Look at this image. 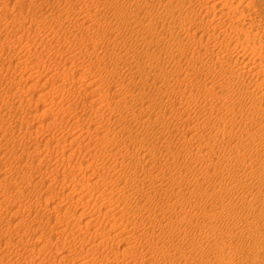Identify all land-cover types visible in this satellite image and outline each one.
<instances>
[{"label":"bare ground","instance_id":"obj_1","mask_svg":"<svg viewBox=\"0 0 264 264\" xmlns=\"http://www.w3.org/2000/svg\"><path fill=\"white\" fill-rule=\"evenodd\" d=\"M2 1L0 0V3H2ZM61 1L64 2V0H57V5L60 4ZM65 1H68L69 4L72 3L73 1V4H75L73 5V7L75 8L70 7L71 8L70 10H72L73 12L69 11V8L68 10L64 9L63 12L64 11L65 12L63 16L59 15L55 17L53 16L54 8L53 9L51 8L52 10L50 9L49 11L47 9H44L46 11L42 12L43 13L42 16L36 15V17L39 16V18H37V21L44 22L45 23L44 26L50 24L51 27L49 32L45 34V37L39 39L41 37L40 36L34 43L29 44V46L28 43L26 42L27 47L26 46L24 47H26L25 50L27 51V53L25 54L32 52L34 56H36V58H41L42 57L41 55H43L44 52L48 51L46 50L47 49L46 47L48 46L54 48V50H52L54 51L53 53L54 55L58 54L60 52L59 50H62L64 46L67 44L66 40L69 39V36H67L66 34H65L66 36H64L63 33H65L66 31L68 32L71 28L73 29L74 26H76V28L79 30L80 29L85 30L87 32L86 34H89L90 31H96V33H98L99 31L101 33V31L103 30L101 34L99 33V38H101L102 40L104 39L106 43L108 42L109 44H111L112 42H115L117 37L116 36L111 38L107 37V33H106L107 30H111L115 28V26L117 25V27L121 31L130 30L133 34H135L134 32L137 31L138 29L136 30L133 27L140 26L139 30L142 33H144L143 29H146L147 32V29L153 30V28L155 27L154 25H157L155 24L154 20H157V23H159L158 21L160 20L164 21L160 27H163L162 30L163 32L164 29H166V33H167L166 38L171 39L173 43H171L170 48L168 47L169 51L163 49L167 51L166 52L167 55L164 56L165 55L164 54L163 58L158 55L159 54L158 52H156L155 50H151L150 49L151 47L148 48L147 50H142L140 52L141 54L137 51H133L132 49H129V51L125 52L123 55H120L119 52L117 53L114 52L115 56L109 53L107 51L108 49L106 48L107 50L104 49L105 53L103 52V54L99 52L95 53L97 52V50L94 52L97 56L96 57L97 59L95 58L96 59L95 60L93 59L94 53L91 56H89L90 55L89 53L92 52L87 53L88 51L84 47L87 51L85 52L87 53L86 55L89 54L88 55L89 58L83 57L85 56L84 54L83 56H81L83 57L84 62L82 60V62L79 61L80 63L77 64L78 66L80 65V67L74 64L76 67L82 70L79 71L80 73L78 76L75 75L76 74V70L74 69L75 67H71V68L70 66L67 67L68 69L70 68V70L73 71L72 73L69 71H61L59 69L61 65L57 67V65L55 64L56 66L50 67L51 63H49L50 61H48L50 66L48 68V71L45 72H49L48 74L50 76V79L51 78L53 79L51 80L53 81L52 85H54L53 87L47 90L48 99H46V104L48 106H46V108L43 110V115H47V116L51 115L52 121L48 123L44 122L45 119L44 120L42 119L43 116L41 114L38 113L32 114V112H29L28 110L25 111L26 113L24 112L28 116V118H25V120L22 121V123L18 121L19 119L15 120L13 118L16 115L12 116L13 115L12 113L16 112L17 110H20L22 103L23 105H25V103L28 102L31 97L29 98L24 97L20 91L12 90V93H10L11 87L24 83V81L22 80L23 78L21 79L22 80L21 82V80L15 78L12 79L13 78L12 76L7 77L10 78V87L9 88L7 87L6 93L11 96V98H9L11 101H9V99L6 96L3 95L0 96V149L5 143L3 141L6 142L10 141L11 146L9 147L8 153L12 154V156L16 158V161L15 164L14 161L8 163L9 170L11 172L15 171L14 173H16L17 175L15 174L16 176L14 175L12 176V174H10L11 172L9 173L13 178V181L15 178L14 183L10 179H8L11 177L8 178L0 177V188L3 185L5 186L4 188L2 187L4 194H3V198L0 200V254L1 253L4 254V255L2 254L3 256L2 255L0 256L2 257L0 259V263L9 264L15 262L16 264H21L22 261L21 248L22 249L24 248L23 250L28 251V249L32 245L30 244L32 243L30 241H29L30 243H27L28 239L26 240V236L24 238V236L21 235L24 234L21 233V228L23 227V225L21 227V222L23 221L22 220L23 218H21V214L27 213L25 214L24 217L27 216L29 217V215L32 212L33 213L36 212L37 208L33 209L34 205L32 202H30L32 201L30 199H29L30 201H27L26 203H23L24 201L21 202V198H22L21 195H23L21 193H23V191L26 188L25 184L22 185V187H25L24 189L21 187V183H23L21 181H29V184L27 186L28 188H32L30 184H34V185L47 184L49 182H45V181H47L49 178V180L52 179L51 182H55V183L59 182L64 186L63 189L64 191L60 192L61 195L57 193L59 196L57 198L58 199L57 203H59V205H53L52 206L53 208L51 207L52 210L54 208L56 210V208H58L59 206L61 207V205L64 204L65 203L64 201H66L67 199L72 200L69 202V204L70 203L71 204L68 206H71L74 202H76L75 205H77V207L80 204H82L85 206L84 208H86L87 205L90 206L91 202H95V201L98 202L102 200L100 205L92 204L91 206L94 205L95 206L89 208V210L84 208H83L84 210L81 209L80 214H78V216L79 218L82 219L83 216L87 218L86 221L83 222L84 224H81L79 222L78 223L73 222L70 219H68L69 217H71V216L69 217L67 216L69 215V210L68 212L65 210L68 214L65 213L63 216H61V214L57 215L59 217L56 216L55 217L56 219H54V221L56 220V222L54 223L62 226V229L59 230V232L62 231L60 232L62 236L71 238L70 241L71 244H69L71 245V248L74 247L75 251H77V249L80 250L82 249L84 251V254H82L83 251L81 252L79 250L80 254L78 257H76L78 259H75L78 260V262H76L75 260L74 262L73 259L71 258L72 259L71 261L74 262V263L71 262L73 264H96V259H98L97 257L98 254L96 255V257L94 256L96 259L95 258L89 259L91 252L95 250H100L101 248H102L101 250H103L104 247L110 246V242L112 241H113L112 243L116 242L115 239L117 238V236L119 237L120 235L125 237V241L127 240L126 241L128 243L127 246L124 247V249L122 248L121 251H119V249L111 251L109 256L108 253L106 255L104 254L102 256L104 261V262L102 261L103 264H123V263L124 264H234V263H240L239 254L241 255L240 252H242L245 249L250 251L249 260L253 264H264V258H263L264 232L263 234L258 235V230L262 231L261 227L259 226L260 223L259 220L262 219L264 221V192H263V188H261L260 186H255V182H254L255 179L257 177H260V175L264 172V158L261 157V155L260 157H258L259 154L256 157L257 154L254 156V154L252 153L253 150H258V149L261 150L262 148H264V135L259 134L260 132L254 129V126L258 124L259 119L264 117V65L261 63H256L254 61L250 62L251 59L250 61L248 59L247 62H245L246 60L241 61L239 58L236 57L237 58L236 59L234 57V53L237 51L238 45L240 46L241 44L236 45L237 43L233 44L231 42H228V40L230 39L229 35L231 37V31H233V29L235 28L234 25L237 27L238 32L240 31L242 32L244 28L242 24L246 23L244 18L245 13H243V11L241 10L242 8L239 9V4L238 3L236 4L234 0H223L222 9L218 10L217 0H166L165 2L162 1V3L159 1L162 4V5L160 4L161 7L159 8H156L157 6L154 7L155 6L154 5L153 7L155 9H151V8L148 9L149 5L147 4L146 0H79L81 1V5H79L78 7L76 6L77 3H75L76 0H65ZM21 2L23 1L21 0ZM196 2H199L198 4V7L200 6L199 9L194 8V4L196 5ZM9 3L10 2H6L5 4L2 5L0 4V14L8 10ZM14 3L15 1L13 2V4ZM64 4H66V2ZM64 4L62 3V5ZM70 5L72 6V4ZM106 6H113L112 16L111 15L108 16L107 14H104L107 13L104 12ZM101 10L103 11V13L101 12ZM141 10H143L144 15L146 13V16L144 15L143 17L141 16V12H140ZM5 15L7 14L4 13V16ZM16 16L12 18L6 17L8 19L7 20L8 24H10L9 26L11 27L12 25L17 26L16 24L18 23L20 16L18 17V14ZM234 17L236 19L237 18L239 19L238 24L237 25L232 24L233 26L230 25L229 23L227 24L228 22L227 20L228 19L233 20ZM142 19H146V21L147 19L149 20L147 22H143ZM23 24H25L24 26H26L25 21L23 22ZM37 24L39 23L37 22ZM250 24L251 23H249V25ZM21 26L22 25H20L19 27L21 28ZM39 26L37 25V27H33V29L39 28ZM231 26L234 28H232ZM252 28L249 29L251 32L253 31ZM77 29H75L76 30L75 32L78 34ZM3 30L4 29L2 25L0 26V32H2ZM244 30L247 31L246 28H244ZM28 31L30 32V29ZM28 31L27 33L24 34L29 35ZM39 31H37V33ZM43 32L44 31H42L41 33ZM33 33H35V31H33ZM44 33L42 35H44ZM132 33L131 36L133 35ZM162 33L161 35H164ZM247 33H249V31ZM72 34L73 36L70 35L72 38L71 41H73V38L75 37L74 33ZM91 34H94V32ZM183 34L185 39H180V36L181 35L183 36ZM198 34L200 35L198 36ZM38 35L36 36L38 37ZM140 35L142 37V34ZM238 35L242 36L243 34L241 33ZM79 36H77V38ZM250 36L251 35H249V38ZM81 37L84 38L85 36H81ZM81 37L80 39H78L79 41L81 40ZM143 37H144L143 41L145 42L147 37L145 36ZM97 38L98 37H96V39L93 40L96 41L99 39ZM153 38L154 37H152V39ZM253 38L255 37L253 36ZM87 39H86V44L88 41ZM134 39L135 41H138L136 38ZM157 40L159 39L157 38ZM58 41L59 44L61 45L57 46L56 48V42L58 43ZM198 41H200L201 45L204 44L207 49L206 53L203 50L204 51L203 54L205 56L201 54L199 55L197 54L198 52L197 53L195 52L197 45H199ZM248 43L250 44V42ZM248 43L246 42V44ZM94 44H96V42H94ZM145 44L146 43H144V45ZM123 45H121L120 47H124ZM191 45H194L196 47L192 49ZM73 46L71 49H73ZM79 46L81 47V44ZM91 46L87 48H91ZM252 46L254 45L252 44L251 47ZM127 47L129 46H126V48ZM160 47L162 48L163 46ZM140 48L142 49V47ZM198 49L199 48H197V50ZM244 49L246 51L247 47H245ZM92 50L94 51V48ZM120 50H123V48ZM130 50H132L131 53ZM52 51H50V53ZM80 51L83 52V50L81 49ZM18 52L21 53V51ZM82 52H80L79 54H83ZM75 53L72 52V54L67 57L65 55L64 56L65 57L64 60H66L65 62H69V60L70 61L72 60L73 63H75L76 56L78 55ZM0 54H2V52ZM60 54L62 56L61 52ZM24 56H25L24 60L27 59L26 61H28L31 58L26 55ZM44 57L42 58L44 59ZM74 57L75 60H73ZM46 58H51V57L47 56L45 57V59ZM180 58L182 60H187L188 62L187 67L186 66L184 67L183 64L180 63L183 62L181 61ZM52 59L54 60V58ZM77 59L80 60L79 56ZM85 59H89L88 60L89 63L86 62V64L88 63L87 65L85 64L86 61ZM53 60H51V62ZM40 61L37 60L38 64L41 63ZM55 61L56 63H60L59 62L60 60L58 59ZM172 61L174 62L173 66L175 67L173 68L172 66L171 68H168L167 62H172ZM192 61L194 63H198V61L203 63L202 67L199 66L197 67V65H194ZM71 63L72 62H70L69 64ZM83 63L85 64L86 67L81 66ZM26 64H28V62ZM97 64L99 66L103 65L110 78L117 77L116 81L113 80V82L115 81L116 88L111 91V87H112L111 80L113 78L111 80L109 78L106 79L105 75L104 77H101L100 75L101 71H100L98 75L100 76V78L97 77V80L102 81V85L103 87H105L104 89H106L107 87L108 89L102 93L100 91L99 92L100 96H98L94 101L88 102L87 100L84 99L85 96L89 95L90 92L95 93L96 91H98L97 88L96 89L93 88V90L92 89L88 90V87L90 85L95 84L93 79H95L96 77L94 78L93 76L94 75L97 76V74L96 72H93L94 71L93 67H95ZM124 64L128 65V67H126ZM10 67L11 66L6 67V65L0 67V89L3 86L1 84V80H3L6 77V74L9 71ZM27 68L31 72L30 73L31 76L34 75V73H37L36 71L39 72L41 71V69L35 70L34 65L29 66ZM122 68L128 69L129 70L128 74H124L123 73L124 71L121 72ZM98 70H102V68ZM171 71L173 72L172 75L169 74ZM44 73L42 72L39 74H44ZM219 75H221L222 77H219ZM223 75L225 77H223ZM31 76H27L26 80L27 79L30 80L29 78ZM87 76L89 77L91 76L90 78L93 77V79L91 80L88 79L89 81L87 82L85 81L87 79ZM207 76L209 78L207 82L201 84L202 83L201 81V83H199L200 78L204 77L205 79ZM39 78H37V80L34 78V80L39 82ZM197 79H199V81H197ZM35 81H33L34 82L33 84H36ZM80 85L85 86L86 91H83ZM167 85L173 88L172 90L174 91V94L169 93L167 89ZM194 88H196L197 90L195 92L194 91L189 92L190 94L188 95L187 93L188 89H194ZM154 90L157 91L155 94H158V92H160L163 93L162 97L164 98L168 97L167 101H170L171 98H174L176 101L179 102V104L186 103L187 104L186 106H188L189 104L194 109H196L199 106L201 108L202 107L206 108L208 113L205 114V116L203 115L202 120L194 121V123H192L193 125H191L190 128L193 131V133L191 135H187L188 138L186 136H180V137L177 136L175 142L169 139V138L173 139V137H171V135H173L172 134L173 126L179 124L181 125L182 122L184 123L185 119L184 117H182V115H184L187 118L186 114H188L190 109L186 110V106L179 105L178 107L175 106L176 107L175 109H177L176 113L178 114V112H180L179 115H176V117H172V116L169 117L168 114L167 116L164 115L166 112L163 113L161 111L162 110L161 107L163 106L162 102L164 101L160 100L162 97L160 98V96L158 97L157 95H156L157 97L154 96ZM230 95L233 96L234 101L232 104H226L223 101V98L229 97ZM75 96L80 97V99H82V101L84 102V109H82L84 112H86L89 108H92L90 113L91 117L89 116H88L89 118L86 117L87 115H89L87 114L88 112L86 113L87 115L85 114L86 115L85 116L84 113L81 114L82 112L79 113L77 111L79 110L80 107L76 108L74 105L75 102L74 103L72 102V99L75 98ZM202 100L204 103L202 102ZM94 103H96L97 105L95 106ZM54 107H57L58 110L56 111ZM86 107H88L87 110ZM217 107L219 110L222 108L223 112L215 114L214 109H216ZM181 108H183L184 110H182ZM104 109L105 110L110 109L114 113V115L118 113L119 115H123L124 117L129 116L130 121L128 122L130 124L129 125L122 124L123 126H120V128H118L119 125L117 127L113 126V124L115 125V123L117 124L119 123V120H121L119 119V117L117 119L113 117L112 118L113 120H111L110 117L111 121L107 120L108 122L101 123V119L104 115L103 111H105ZM107 114L108 113H106L105 115ZM21 115L23 116L24 114ZM237 115L240 117L238 119H241L243 121L244 124L242 125H244L243 129L245 131L241 129H236L238 120L235 116ZM30 116L32 117L33 121L40 120L38 121L37 127H34L33 125L34 123L31 125V121L29 118ZM67 116L70 119L71 118L73 119L72 121L73 123H71L67 118V121L72 124L70 127L66 129L64 128L67 126V125L64 126L66 122L64 124L60 123L61 126L62 125L64 126L62 127L61 132H59L58 130H56L58 132H56L55 130L51 131V126L49 125L55 124L56 121L58 120H60V122L61 120L64 121V119H66ZM122 120L120 122H122ZM24 122L27 123L24 124ZM222 122L225 123V126L219 127V130L214 135V140L206 139L205 133L203 132L202 129H200L201 125L207 123L216 126L221 124ZM262 123L261 124L264 129V121H262ZM136 130L138 131L142 130L144 135L146 134L148 137L151 136L154 138V140L156 139L157 141L153 142L152 146L149 145V147H146L145 149L143 146L144 145L146 146V144L144 143L145 140L146 141L148 140L146 139L147 136H144L143 138L139 137L138 135L139 132L134 133V131ZM43 133H47L51 141L52 140L57 141V143L54 144L53 147L48 148L47 146H45L48 148L47 150L43 145H41V140L39 139V136H41ZM240 133L246 134L247 138H250L251 140L249 142H246L247 138L243 140L242 138L238 137V140H234V142L232 143L228 142V144H226L227 143L226 141L222 142L226 135L236 137ZM59 134L61 135L59 136ZM65 135H69L71 139L68 140V137H63ZM94 136H97L96 141L97 142L99 141L102 144L101 149H105V150L109 149L108 147L110 146V144L113 145V143H116L117 145L118 144L124 145V147L122 145L123 148L121 149L117 148L118 146L116 145L115 146L116 150L115 151L110 150L109 152L112 158H114L113 161H115L114 162L115 165L113 167L118 168L119 166L117 165H120L119 168H121L120 169L121 172L118 168L119 172H117L118 173L117 177L113 179H109V181L107 179L112 178V175L110 174L111 173L110 167L112 165L108 168V170H105V165L104 164L101 165L102 163L101 160L103 158H101V160L99 158V160L101 161L100 164H99L100 161L97 160L98 157L93 158L91 160L90 159L86 160L87 158V157L85 158L86 154H84L82 151V148H86L87 145L86 143L90 141ZM25 137L29 138L30 141H25L26 140ZM196 137H202L203 139H201V142L199 144L189 146V144L187 143L192 142L193 140L191 139H194ZM257 139L259 140L258 143L257 142L255 143ZM128 140L133 141L136 144L135 147L137 145L138 147L139 146L140 147L136 149L133 148L134 150L132 149L131 151L128 150L127 146L125 145ZM67 141L75 142V143L78 142L80 144H83L81 146L77 144V146H80L82 148L80 149L79 147L78 149L76 148L77 150H75L83 154V159L80 162L78 160L79 164L78 162L73 163L72 161L73 156L77 155L75 154L74 151H71L70 153H65L60 151L59 147L64 148L67 145ZM27 142H31L35 144L33 145V147H30L31 145L28 146ZM91 146H93V144ZM129 148L131 149V146ZM141 148H144L145 150L144 152L142 151V153L140 154ZM27 150H29L28 154H26ZM55 152H59L60 156L56 155L57 157L55 156V158H52ZM248 154H250V156ZM25 155L28 156L30 155L31 158L29 159H32L31 163L38 165V167L40 165L44 166L45 171H40L37 169L38 167L34 166L31 168V170L29 169L30 167L26 168V170H24L26 171L25 172L26 174L25 173L21 174V165H18V163L21 164V159L24 158ZM159 155L161 157H159ZM77 157L78 156H76V158ZM93 157L95 156L93 155ZM100 157H103L102 154ZM129 157H131V160H133L130 162V164L131 163L135 164L136 169H138V172L140 170L139 174L130 165L129 166L131 168H129V170L125 169L126 168L125 166H124L125 168L121 167V165H123V163ZM7 158L8 160H10L9 157ZM1 160H0V166L1 164L3 165V163L5 162L6 164L7 162H9L7 159L4 162H2ZM240 160L245 161V163H243L244 164L243 167L245 166V164L247 165L245 166L246 168L244 167L245 169L243 167L242 170H240L239 167L235 169L234 167V165L236 164L235 162H239ZM86 161H88L87 164ZM105 161L103 159V162ZM31 163L27 165H31ZM110 163L112 164L111 161ZM125 163L127 164L129 162H125ZM247 167L252 170L249 171ZM41 169L43 170L42 167ZM89 169L93 170V172H91L90 174L97 175L96 177L97 180L95 179V181H91V179L85 175V173ZM29 170L30 173H27ZM156 171L159 172L155 173ZM33 173L35 176H32ZM82 173H84V175ZM186 174H190V176H187ZM49 175H52L53 177L50 178ZM77 175H82V177H80V179L78 180L69 179L70 176L75 178ZM99 176H103V177L100 178ZM33 178L35 179L34 181L32 180ZM104 178L107 180V182L105 181ZM165 179L167 180L169 179L168 181L172 182V184L170 183L171 187L168 186L169 188L167 189L165 188L166 190L159 189L160 186L164 185ZM75 181L77 183H74ZM85 188L86 190H84ZM9 189L13 190L15 195L11 194L10 193L11 190L9 192ZM40 190L41 189H39L38 191ZM114 190H116L117 192H115ZM168 191H172L173 194L179 195L178 198L180 199H181L180 195H182L183 196L182 200L176 202L174 201V203L173 202L168 203L169 201L168 202L163 201L162 198L166 196H161V195L162 193L163 195H166V193L169 194ZM30 194L33 195L34 190L32 191V193H29V195ZM29 197H31V195ZM169 197H166V199ZM51 198H53V196H51ZM33 199L35 198L33 197ZM34 201H36L35 207L44 205L42 204V198L40 196L38 201L37 198ZM7 202L9 203L8 205H6ZM239 202L242 203L240 204V206H239ZM75 205H73V207ZM14 206L17 208L15 210L16 211L15 218H18L16 219L17 221H14L15 223H13L12 221L14 218L11 220V219H7L8 217L4 216L5 209ZM22 206L25 208H22ZM102 211H104V213L109 216L108 224L105 222L107 226L100 225L99 223L101 222L100 220L101 215L103 218L106 217V215ZM127 212H131L132 214L130 219L128 218L129 214H127ZM253 212H257L259 216L254 217ZM42 215L45 217L44 214ZM11 216L9 215V217ZM75 216H77V213ZM51 217L47 216L46 217L47 220H44L43 218L42 219L43 221H45V223L48 224V221L52 220ZM103 220L104 219H102V221ZM105 220L107 221V219ZM31 221L30 223H33ZM64 221L66 223H63ZM93 224L94 227L95 225L97 227H95L93 231H91L90 237L88 238L87 236H83V234H85L83 232L85 230L90 231V227H92ZM187 226L189 228L188 230L185 229ZM12 227L13 228L16 227V229L18 228L17 230H15L16 234H18L17 237H15L16 236L15 235L14 238H12V232L15 233V231L12 230ZM63 237H61L59 234L57 239L61 238L62 240ZM69 238H64V241L61 240L60 241L65 243V239H69ZM24 239L27 242H25L24 246H21L22 244L21 242H23ZM45 239L46 240L42 239L43 240L42 245H36L32 249L34 250V252L36 251V253L34 254L37 255L36 259L34 258L36 256L34 257L29 256L31 258L26 256L29 258L28 259L23 257L24 255L22 254L23 255L22 257L26 261L25 264H55L56 259L58 260V262L61 260H65L67 254L62 253L61 257L54 258L52 254L47 253L48 251H46L45 247L49 246L48 241L50 238L49 239L45 238ZM249 243H253L255 247L250 248ZM71 248L68 249L70 250ZM109 248H111V246ZM13 251L16 252V255L15 254L10 255L11 252ZM26 251H24L23 253H25ZM72 253L73 252H71V254ZM110 257L112 258L110 259Z\"/></svg>","mask_w":264,"mask_h":264},{"label":"rangeland","instance_id":"obj_2","mask_svg":"<svg viewBox=\"0 0 264 264\" xmlns=\"http://www.w3.org/2000/svg\"><path fill=\"white\" fill-rule=\"evenodd\" d=\"M2 1V0H1ZM5 0H3L2 1V3H0L1 5L2 4H5L6 2H10L9 3V6H8V10L7 11H4L2 14H0L1 16H0V26H2L3 25V31L2 32H0V53L2 52V54H0V67H2L3 65L5 66L6 65V67H9V66H11L10 68H9V71L7 72V74H6V77L3 79V80H1V84L3 85L2 87H3V90H5V91H3L2 90V87H1V89H0V96L1 95H3V96H6L8 99L9 98H11V96L9 95V94H7L6 93V90H7V87L9 88L10 87V78H7V77H13L12 79H18V80H21L22 78V80L24 81V83H21V84H19V85H15V86H13V87H11V91H10V93H12V90L13 91H20L21 93H22V95L24 96V97H26V98H29V97H31L30 98V102L28 101V102H26L25 103V105H23V103H22V105H21V109L20 110H17L16 112H14V113H12L13 115L12 116H14V115H16V116H14L13 118L15 119V120H18L19 122H21L22 123V121H24L25 120V118H28V116L25 114L26 112V110H28L29 112H32V114H34V113H38V114H41L42 116H43V120H44V122H46V123H48V122H51L52 120V118H51V115H49V116H47V115H43V110L46 108V106H48L47 104H46V99H48V97H47V90L49 89V88H51V87H53L54 85H52L53 83V81H51V80H53L52 78L50 79V76H49V72H45V71H48V68H49V66H50V64L49 63H51V66L50 67H52V66H56L57 65V67H59L60 65V70L61 71H69V72H73V71H71L70 70V68L71 67H75L74 69L76 70V74L75 75H79V71L81 70V69H79L78 67H80V65L78 66L77 64L78 63H80V62H82V60H83V57H85V58H89L88 57V55L89 56H91L96 50H97V52H95V53H101V54H103V52L105 53V50L104 49H106L109 53H111V54H113V56H115L114 55V52H119V54L120 55H123L125 52H128L129 51V49H132L133 51H137V52H141L142 50H147L148 48H150L151 50H155L156 52H158L159 54V56L160 57H162L163 58V55L164 56H166L167 54H166V52L167 51H169V48H170V45H171V43H173V41L171 40V39H167L166 38V29H164V32L162 31L163 30V27H160L162 24H163V20H160V21H158L159 23H157V20H154V22H155V24H157V25H154L155 27H160V28H153V30L152 29H147V32H146V29H143V31H144V33H142L139 29H140V26H136V27H133L134 29H138L137 31H135L134 33L137 35H135V34H133L130 30H125V31H121L118 27H117V25L115 26V28H113V29H111V30H107L106 31V33H107V37H109V38H111V37H117V39L115 40V42H112L111 44H109L108 42L106 43L105 42V40L103 39H101V38H99V31H98V33H96V31H90V33H89V31H88V33L90 34H86L87 32L85 31V30H81L82 31V33L84 34H82L81 33V31L79 30V29H77L76 28V26H72L73 27V29L70 31H68L69 32V34H68V32L66 31L65 33H63L64 34V36H69V42H68V40H66V45L64 46V48L62 49V50H59L61 53H62V56H61V54H60V52L58 53V54H60V55H58V54H56V55H54L53 53H54V51H52V50H54V48H52V47H50V46H48V47H46L47 49L46 50H48L47 52H49V53H47V52H44L43 53V55H41L42 57H51V58H46L45 59V57H44V59L41 57V58H36V56H34V54L32 53V52H30V53H28V54H30V55H28V54H25V53H27V51L25 50V48L27 47V44H26V42L28 43V46H29V44H31V43H34L40 36V38L39 39H41V38H43V37H45V34L46 33H48L49 32V30H50V27H51V25L50 24H47L46 26H48V27H46V26H44L45 25V23L44 22H40V21H37V18H39V16H37L36 17V15H40V16H42V12L43 11H46V10H44V9H47L48 11L52 8H54L53 9V16H55V17H57V16H59V15H61V16H63L64 15V12H63V10L65 9H67L68 10V8H69V11H71V12H73L72 10H70L71 8L70 7H72V8H75V7H73V5H75V4H73V1H72V3H70V4H72V6L69 4V2L68 1H65L64 0V2H62L61 1V3L60 4H58L57 5V0H30V1H28V0H22L23 2H21V0H6L5 2H4ZM15 1V3H17V4H13V2ZM20 1V2H19ZM27 1H28V3H27ZM44 1V2H43ZM78 1V2H77ZM156 1H158V2H156ZM146 0V2H147V4L149 5L148 6V9H155L154 7H156V8H159V7H161V3H162V1L163 2H165L166 0ZM161 3H160V2ZM218 1V4H217V9L218 10H221L222 9V3H223V0H217ZM235 1V3L237 4H239V9H241L242 11H243V13H245L244 14V18H245V22L246 23H244V24H242L243 25V27L244 28H246L247 29V31L246 30H244V28H243V31L241 32H238V29H237V27L234 25V24H238V22H239V19L237 18H233V20L232 19H228L227 21V24L229 23L230 25H234V27H232V28H234L233 29V31H231V37H230V35H229V40H228V42H231V43H233V44H235V43H237L236 45H238V44H241L240 46L238 45V49H237V51H239V52H235L234 53V57L236 58H239L241 61H245V62H247V60L249 59V61H250V59H251V61L250 62H252V61H254V62H256V63H261V64H263L264 65V0H234ZM240 3H239V2ZM35 2H37V3H35ZM45 2H47V3H45ZM66 2V4H64ZM149 2V3H148ZM153 2H156V3H153ZM194 2V1H193ZM18 3H20V4H18ZM41 3V4H40ZM49 3V4H48ZM62 3L64 4V5H62ZM75 3H77V7L79 6V5H81V1H79V0H76L75 1ZM152 3V4H151ZM34 4V5H33ZM43 4V5H42ZM161 4V5H160ZM198 4H199V2H196V5L194 4V8L195 9H199L200 8V6L198 7ZM13 5V6H12ZM30 5V6H29ZM33 7H32V6ZM37 5V6H36ZM43 6V7H41V6ZM46 5V6H45ZM49 7H48V6ZM54 5V6H53ZM62 5V6H61ZM67 5H69V6H67ZM155 5V6H154ZM20 6H21V8H20ZM41 7V9H40V7ZM61 6V7H60ZM154 6V7H153ZM221 6V7H220ZM12 7H14V8H12ZM29 7V8H28ZM35 7V8H34ZM39 7V8H38ZM46 7V8H45ZM60 7V8H59ZM110 9H109V8ZM153 7V8H152ZM16 8V9H15ZM19 8V9H18ZM33 8V9H32ZM106 9H104V12H107V13H104V14H107L108 16H112L113 15V10H112V8H113V6H106L105 7ZM10 9V10H9ZM15 9V10H14ZM18 9V10H17ZM28 9V10H27ZM51 9V10H52ZM61 9H62V12H61ZM108 9V10H107ZM21 10V11H20ZM32 10H34V11H32ZM112 10V11H111ZM32 13H31V12ZM7 12V13H6ZM19 12H20V14H19ZM21 12H23V13H21ZM27 12V13H26ZM29 12V13H28ZM39 12V13H38ZM101 12L103 13V11L101 10ZM141 12V16L143 17V15H144V13H143V10H141L140 11ZM4 13L5 14H7V15H5L4 16ZM18 14V17L20 18L19 20H18V23L16 24L17 26H15V25H12V27L11 26H9L10 24H8V19L6 18V17H8V18H12V17H15L17 14ZM35 13V14H34ZM112 13V14H111ZM23 15V16H22ZM34 16V17H33ZM144 16H146V13H145V15ZM3 17V18H2ZM17 17V16H16ZM5 18H6V20H5ZM25 18V19H24ZM31 18V19H30ZM34 18H35V20H34ZM2 19H4V20H2ZM235 19V20H234ZM34 20V21H33ZM143 20V22H147L149 19H147V21H146V19H142ZM145 20V21H144ZM20 21H21V23H20ZM25 21V23H26V26H24L25 24H23V22ZM27 21V22H26ZM30 21H32V22H30ZM230 21V22H229ZM37 22L39 23V24H37ZM35 23V24H34ZM41 23H42V26H41ZM249 23H251L250 25H249ZM19 24V25H18ZM27 24H28V27H27ZM168 24V23H167ZM20 25H22L21 26V28L19 27ZM37 25L39 26V28H36V29H33V27H37ZM254 25V26H253ZM248 26V27H247ZM31 27V28H30ZM253 27V28H252ZM41 28V29H40ZM44 30H43V29ZM253 29V31L251 32L249 29ZM30 29V32L28 31ZM45 29H47V30H45ZM75 29H77V32H78V34L75 32L76 30ZM157 29V30H156ZM237 29V30H236ZM39 30H41V31H39ZM160 30V31H159ZM235 30V31H234ZM240 30H242V29H240ZM258 30V31H257ZM27 31L29 32V35L27 34V35H25L24 33H27ZM33 31H35V33H33ZM37 31H39L40 33L42 32V31H44L43 33H44V35H42L43 33H37ZM73 31V32H72ZM85 31V32H84ZM101 31V30H100ZM103 31V30H102ZM102 31H101V33H102ZM140 31V32H139ZM153 31H154V33H153ZM158 31H159V33H158ZM249 31V33H247ZM6 32V33H5ZM13 32V33H12ZM15 32V33H14ZM22 32V33H21ZM70 32H71V34H70ZM94 32V34H91V33H93ZM147 34H146V33ZM152 32V33H151ZM156 32V33H155ZM163 32V33H162ZM234 32H236V33H234ZM256 32V33H255ZM33 33V34H32ZM37 33V34H36ZM72 33H74V35H75V37L73 38V41H71V36H73V34ZM77 35H76V34ZM100 33V34H101ZM131 33L133 34L132 36H131ZM142 34V37H141V35L140 34ZM161 33L162 34H164V35H161ZM243 34L242 36H239L238 34ZM247 33V34H246ZM39 34V35H38ZM66 34V35H65ZM151 34H153V35H151ZM257 36H256V35ZM36 35H38V37L36 36ZM71 35V36H70ZM80 35V36H79ZM87 35H89V36H87ZM96 35V36H95ZM98 35V36H97ZM161 35V36H160ZM200 34H198V36H199ZM236 35H238V36H236ZM247 35V36H246ZM249 35H251L250 36V38H249ZM20 36V37H19ZM31 36H34V37H31ZM77 36H79L78 38H77ZM81 36H85L84 38L83 37H81ZM91 36H93V37H91ZM138 36H140V37H138ZM143 36H145V37H147V39L145 40V42L143 41ZM253 36L255 37V38H253ZM6 37V38H5ZM80 37H81V40L79 41L78 39H80ZM96 37H98L97 39L98 40H93V39H96ZM132 37V38H131ZM136 38L138 41H135V39L134 38ZM151 37V38H150ZM152 37H154L153 39H152ZM164 37V38H163ZM237 37H239V38H237ZM252 37V38H251ZM21 38H22V40H21ZM30 38H32V39H30ZM36 38V39H35ZM87 38H90L92 41H94V42H96V44H98V45H96V44H94V42H92L90 39H87ZM93 38V39H92ZM155 38H156V40H155ZM157 38L159 39V40H157ZM166 38V39H165ZM10 39V40H9ZM20 39V40H19ZM30 39V40H29ZM86 39L88 40L87 41V44L89 45H87L86 44ZM180 39H185L184 38V34H183V36L181 35L180 36ZM199 39V38H198ZM251 39V40H250ZM83 40H85V41H83ZM89 40H90V42H89ZM132 40H134V41H132ZM170 40V41H169ZM237 42H236V41ZM238 40H241V41H238ZM7 41V42H6ZM21 41V42H20ZM33 41V42H32ZM83 41V42H82ZM102 41V42H101ZM147 41V42H146ZM160 41V42H159ZM168 41V42H167ZM14 42V43H13ZM78 42H80V43H78ZM82 42V43H81ZM129 44H128V43ZM135 44H134V43ZM146 43L145 45H144V43ZM152 42V43H151ZM157 42V43H156ZM246 42L248 43V42H250V44L248 43V44H246ZM8 43V44H7ZM70 44V46H69V44ZM73 43V44H72ZM76 43H78V44H76ZM83 43H84V45H83ZM92 43V44H91ZM103 43H104V45H103ZM119 43V44H118ZM130 43H132V44H130ZM165 43V44H164ZM198 43H199V45H197V48H199L198 50H197V48H196V53L197 54H201V55H203V56H205L204 54H203V52L205 51V53H206V51H207V49H206V47H205V45L203 44V45H201V43H200V41H198ZM243 43V44H242ZM263 43V44H262ZM7 44V45H6ZM15 44V45H14ZM58 44V45H57ZM81 44V47L83 48H81L79 45ZM106 44H108V45H106ZM124 44V45H123ZM153 44V45H152ZM154 44H156V45H154ZM168 44V45H167ZM254 45V46H252L251 47V45ZM21 45V46H20ZM61 44H59V41H58V43L56 42V48H57V46H60ZM74 45V46H73ZM76 45V46H75ZM92 45V46H91ZM93 45H94V47H93ZM121 45H123L124 47H120ZM134 47H132V46ZM135 45V46H134ZM137 45V46H136ZM144 47H143V46ZM152 45V46H151ZM9 46V47H8ZM12 46V47H11ZM24 46H26V47H24ZM72 46H73V49H71L72 48ZM78 46V47H77ZM91 46V48H87V47H90ZM115 46H117V47H115ZM126 46H129V47H127L126 48ZM160 46H163L162 48L160 47ZM51 49H50V48ZM77 47V48H76ZM87 49V51H86V49ZM94 48V51L92 50L93 48ZM96 47H98V48H96ZM140 47H142V49L140 48ZM147 47V48H146ZM156 47V48H155ZM169 47V48H168ZM191 47H192V49H194L196 46H194V45H191ZM245 47H247V50L245 51ZM9 48V49H8ZM65 48H66V50H65ZM76 48V49H75ZM78 48H80L81 50H83V52L82 51H80V49H78ZM117 48V49H116ZM119 48V49H118ZM123 48V50H120V49H122ZM137 48V49H136ZM158 48V49H157ZM205 48V49H204ZM251 48H254L255 49V51H254V49H251ZM12 49H13V51H12ZM18 49V50H17ZM24 49V50H23ZM70 49V50H69ZM78 49V50H77ZM85 49V50H84ZM88 49H90V50H88ZM99 49V50H98ZM128 49V50H127ZM138 49H140V50H138ZM159 49H161V50H159ZM163 49H166L167 51H165V50H163ZM45 50V51H46ZM73 50V51H72ZM114 50V51H113ZM132 50H130V53L132 52ZM158 50V51H157ZM204 50V51H203ZM17 51V52H16ZM18 51H21V53L20 52H18ZM24 51V52H23ZM34 51V50H33ZM50 51H52L51 53H50ZM67 51V52H66ZM70 51H71V53H70ZM78 51V52H77ZM164 51H165V53H164ZM65 52V53H64ZM72 52L73 53H75V54H78L77 56H76V62L75 63H73V61L71 60H69V62H65L66 60H64L65 59V55H66V57L67 56H69V55H71L72 54ZM80 52H82L83 54H79ZM85 52H87V53H89V52H92V53H89L88 55H86L87 53H85ZM123 52V53H122ZM70 53V54H69ZM94 53V56H93V59H95L97 56H96V54ZM240 53H242V54H240ZM11 54H13V55H11ZM19 54V55H18ZM33 54V55H32ZM48 54V55H47ZM50 54V55H49ZM85 54V56H83ZM141 54V53H140ZM161 54V55H160ZM16 55H17V57H16ZM24 55H26V56H29V57H31L29 60H30V62H29V60L28 61H26V60H24L25 59V56ZM53 57H52V56ZM240 55V56H239ZM244 55V56H243ZM8 56V57H7ZM21 56V57H20ZM23 56V57H22ZM78 56H79V58H80V60L79 59H77L78 58ZM81 56H83V57H81ZM11 57V58H10ZM20 57V58H19ZM57 57H61L60 59L59 58H57ZM254 57V58H253ZM256 57V58H255ZM13 58V59H12ZM16 58H19V59H16ZM52 58H54V60L52 59ZM236 58V59H237ZM243 58V59H242ZM4 59V60H3ZM33 61H32V60ZM35 59H37V60H41L40 62L41 63H39L38 64V62H37V60H35ZM60 60L59 62L60 63H56V61L55 60ZM97 59V58H96ZM95 59V60H96ZM181 59V58H180ZM253 59H255V60H253ZM7 60V61H6ZM15 60H16V63H15ZM47 60V61H46ZM51 60H53L52 62H51ZM73 60H75V57L73 58ZM86 61H85V64H86V62H88V60L89 59H85ZM259 61V62H257V61ZM19 61H21V62H19ZM46 61V62H45ZM48 61H50L49 63H48ZM55 61V62H54ZM80 61V62H79ZM181 61H183V62H180V63H182L183 64V66L185 67H187L188 66V62H187V60H182L181 59ZM17 62H19V63H17ZM28 62V64H26ZM70 62H72L71 64H69ZM83 62H84V60H83ZM173 62V61H172ZM172 62H167L168 64H167V67L168 68H171L173 65H174V62L172 63ZM193 62V61H192ZM13 63V64H12ZM38 65H37V64ZM43 63H44V65L46 66H44L43 65ZM62 63V64H61ZM89 63V62H88ZM87 63V64H88ZM172 63V64H171ZM11 64V65H10ZM16 64V65H15ZM25 64V65H24ZM42 64V65H41ZM49 64V65H48ZM56 64V65H55ZM69 64V65H68ZM77 65L78 67H76L75 65ZM84 64V63H83ZM81 65V66H85V64L84 65ZM86 64V65H87ZM182 64H180V65H182ZM186 64V65H185ZM193 64L194 65H197V67L199 66V67H202V64L203 63H201V62H199L198 61V63H194L193 62ZM199 64V65H198ZM7 65H9V66H7ZM13 65H15V66H13ZM34 65V69L35 70H40L41 69V71L44 73V74H39V73H42L41 71L39 72V71H36L37 73H34V75H30V71L28 70V68L27 67H29V66H33ZM98 65V64H97ZM95 66V67H93V69H94V71L93 72H96V74H97V76H95L94 74V78L95 79H93V77L92 78H90L89 76H87V79L85 80V81H89V80H91V79H93L94 80V82H95V84H92V85H90L89 87H88V90H93V88H97L98 89V91H96L95 93H89V95H87V96H85V100H87L88 102H90V101H94L98 96H100L99 94V92L101 91V93L102 92H105L107 89H108V87L106 88V89H104L105 87H103V85H102V81H99V80H97V77L98 78H100V76H98L99 75V73H100V71H101V73H100V75H101V77H104V75L106 76V79H112L111 80V83H112V87H111V91L113 90V89H115L116 88V85H115V81H116V79H117V77L116 78H114V77H109V75H108V73H107V71H106V69L103 67V65H101V66ZM125 65V64H124ZM21 68H20V67ZM26 68H25V67ZM38 66V67H37ZM70 66V68L68 69L67 67H69ZM126 67H128V65H125ZM14 67H15V69H14ZM45 67V68H44ZM64 67V68H63ZM86 67V66H85ZM175 66H173V68H174ZM19 68V69H18ZM66 68V69H65ZM102 68V70H98V69H101ZM44 69V70H43ZM47 69V70H46ZM12 70H15V71H12ZM24 70V71H23ZM73 70V69H72ZM96 70H98V71H96ZM103 70H105V71H103ZM21 71V72H20ZM82 71V70H81ZM103 71V72H102ZM124 71V72H123ZM15 72V73H14ZM23 72V73H22ZM92 72V73H93ZM105 72V73H104ZM121 72H123L124 74H128V72H129V70L128 69H125V68H122V70H121ZM9 73V74H8ZM14 75H13V74ZM89 73V72H88ZM92 73H91V75H92ZM90 74V73H89ZM170 75H172L173 74V72L171 71L170 73H169ZM21 75V76H20ZM40 75V76H39ZM44 75V76H43ZM48 75V76H47ZM50 75H51V73H50ZM103 75V76H102ZM25 76V77H24ZM27 76H31L29 79L30 80H26V77ZM37 76H39V77H42V78H39V77H37ZM225 76H226V74H225ZM224 75H223V77H225ZM37 80V78H39V82L38 81H35L34 80V78ZM46 77V78H45ZM219 77H222L221 75H219ZM7 78V79H6ZM45 79V80H44ZM47 79V80H46ZM89 79V80H88ZM22 80H21V82H22ZM50 80V81H49ZM92 80V81H93ZM113 80H115L114 82H113ZM207 80H209V78H208V76L204 79V77L203 78H200V82L199 83H201V81H202V83L201 84H204V82H207ZM26 81H28V82H26ZM33 81H35V83L36 84H33L34 82ZM97 81V82H96ZM197 81H199V79H197ZM31 82V83H30ZM38 82V83H37ZM54 82H55V80H54ZM128 82V81H127ZM46 86H48V87H46ZM5 85V86H4ZM36 85V86H35ZM45 86V87H44ZM80 87H82V90L83 91H86V89H85V86H82V85H80ZM100 87H101V90H100ZM166 87V86H165ZM170 87V88H169ZM14 88V89H13ZM20 88V89H19ZM23 88V89H22ZM191 88H193V87H191ZM134 89V88H133ZM167 89H168V91H169V93L170 94H174V91L172 90L173 88H171V86H169V85H167ZM171 90V91H170ZM190 90V91H189ZM197 89L196 88H194V89H188V95L190 94L189 92H191V91H196ZM132 91V90H131ZM157 91L156 90H154V96H160V98L162 97V95H163V93H160V92H158V94H155ZM19 93V92H18ZM20 93V94H21ZM108 93V92H107ZM95 94V95H94ZM97 94V95H96ZM109 94V93H108ZM160 94V95H159ZM40 95V96H39ZM156 96V97H157ZM159 98V99H160ZM167 98L168 97H166V98H164V97H162L160 100L161 101H164V102H162L163 104V106L161 107L162 108V112L163 113H165L164 115H166L167 116V114H168V116L170 117V116H172V117H176V115H179L180 114V112H178V114L176 113L177 112V109H175L176 107H178L179 105H182V106H186L187 104L186 103H180L179 104V102L178 101H176L174 98H171L170 99V101H167ZM73 99H74V101H73ZM72 99V102L74 103V105H75V107L77 108H79V110H77L79 113H81V114H83L84 113V115L87 113V114H89V115H85L87 118H89V117H91L90 116V113H91V109L92 108H89L88 109V107H86V112H84L82 109H84V102L82 101V99H80V97H78V96H75V98H73ZM163 99H165V100H163ZM35 100V101H34ZM9 101H11L10 99H9ZM201 101V100H200ZM223 101L226 103V104H232L233 103V101H234V98H233V96L232 95H230L229 97H224L223 98ZM83 102V103H82ZM168 102V103H167ZM202 102H203V100H202ZM194 103V102H193ZM204 103V102H203ZM169 104V105H168ZM185 104V105H184ZM77 105H79V106H77ZM94 105L96 106L97 104L96 103H94ZM166 106H167V108H166ZM176 106V107H175ZM163 107H164V109H163ZM55 108V110L57 111L58 110V108L57 107H54ZM25 109V110H24ZM182 110H184L183 108H181ZM188 109H190V111L188 112V114H186V116H187V118L184 116V115H182V117H184V119H185V121H184V123L182 122V124L180 125H176V126H173V135H171V137H173V139L172 138H169L171 141H174L175 142V140L177 139V136L178 137H180V136H186L187 137V135H191L192 133H193V131L191 130V125H193L192 123H194V121H200V120H202L203 118V115L205 116V114H207L208 113V111L206 110V108H201L200 106L199 107H197L196 109H194V108H192L189 104H188V106H186V110H188ZM199 109V110H198ZM23 110V111H22ZM105 110V109H104ZM157 110H158V108H157ZM165 110V111H164ZM198 110V111H197ZM23 113H22V112ZM55 111V112H56ZM106 111V112H105ZM105 111H103V117H102V119H101V123H106V122H108L107 120H110V117H111V120H113L112 118L114 117V118H118L119 117V119H123L122 120V122H120L121 120H119V123L117 124V123H115V125L113 124V126H118V128H120V126H123L124 124L126 125V124H130L128 121H130V119H129V116H126V117H124L123 115H119L118 113L116 114V115H118V116H116V115H114V113L110 110V109H106ZM160 111V110H159ZM214 113L216 114V113H222L223 112V109L221 108L220 110L218 109V107L216 108V109H214ZM219 111V112H218ZM25 112V113H24ZM105 112V113H104ZM205 112V113H204ZM106 113H108L107 115H105ZM18 114V115H17ZM21 114H24L23 116L21 115ZM26 115V116H25ZM67 115V114H66ZM112 115V116H111ZM19 116V117H18ZM41 116V117H42ZM63 116V115H62ZM89 116V117H88ZM116 116V117H115ZM17 117V118H16ZM24 118V119H22V118ZM236 118H237V120H238V122H237V126H236V129H241V130H243V131H245L244 129H243V126L244 125H242V124H244L243 123V121L241 120V119H238V118H240L238 115L237 116H235ZM30 118V121H31V125L33 124L34 125V127H37V124H38V121H40V120H35V121H33V119H32V117L30 116L29 117ZM67 118H68V120H69V122H71V123H73L72 121H73V119L71 120L68 116L66 117V119H64V121L63 120H61V122H60V120H58V121H56V123L55 124H52V125H49V126H51V131H56V130H58L59 132H61V129H62V127H64V126H66V127H64V128H68V127H70L72 124L71 123H69L68 121H67ZM125 118V119H124ZM128 119V120H127ZM261 119V120H260ZM259 119V122H258V124H256V126H258V127H256V126H254V129L255 130H257L258 132H260L259 134H263L264 135V129H263V126H262V121H264L263 119H264V117H262V118H260ZM50 120V121H49ZM110 120V121H111ZM127 120V121H126ZM63 121V122H62ZM242 121V122H241ZM57 122H58V124H57ZM67 124H66V123ZM27 122H24V124H26ZM64 124V126L62 125L61 126V124ZM241 123V124H240ZM262 123V124H261ZM123 124V125H122ZM260 124V125H259ZM55 125H57V126H55ZM61 126V127H60ZM225 126V123L224 122H222L221 124H219V125H216V126H214L213 124H203V125H201V127H200V129H202L203 130V132L205 133V137H206V139H211V140H214V135L217 133V131L219 130V127H224ZM57 127H59V128H57ZM189 127V128H188ZM261 127V128H260ZM57 128V129H56ZM58 131H56V132H58ZM175 131V132H174ZM141 134H139V133ZM142 132V133H141ZM134 133H138V135H139V137H144V136H147L146 134L144 135V133H143V131L142 130H140V131H138V130H136V131H134ZM175 133V134H174ZM43 135V136H42ZM41 136H39V139L41 140V145H43L44 147L45 146H47L48 148L49 147H53L54 146V144H56L57 143V141H51L50 140V137H49V135L47 134V133H43ZM61 134H59V136H60ZM63 137H68V140H70L71 139V137H69V135H65V136H63ZM238 137L239 138H242L243 140H245L246 138H247V135L246 134H242V133H240L239 135H237L236 137H234V136H230V135H226L225 137H224V139H223V141L222 142H224V141H226L227 143L226 144H228V142L229 143H232V142H234V140H238ZM96 138H97V136H94L90 141H88L86 144L89 146V148H88V146L86 145V148H87V150H86V148H82V147H80L81 145H83V144H80V143H78V142H69V141H67V145L64 147V148H62V147H59V146H56V147H59L60 148V151L61 152H65V153H70L71 151H74L75 152V154H77L76 156H78V157H80V158H76V156L74 155L73 156V158H72V161H73V163H76V162H78V160H79V162L83 159V154L81 153V152H79V151H75V150H77L79 147H80V149L82 148V151H83V153L84 154H86L85 155V158H86V160L87 159H93V158H97V160H99V158H100V160H101V158H103L104 159V161L105 160H107V161H105V162H107V163H105V162H103V159L101 160L102 161V163H101V161L99 162V164L101 163V165H105V170H108V168L110 167L111 168V175H112V178H108L107 180L109 181V179H113V178H116L117 177V175H118V173L117 172H119V170L121 169V168H119L120 167V165H117V166H119L118 168H119V170H118V168H116V167H113L115 164H114V162L115 161H113L114 160V158H112V156H111V154L109 153L110 152V150L111 151H115L116 150V148H115V146L117 145L116 143H113V145H111L110 144V146L108 147L109 149H101L102 148V144L98 141H96ZM141 138V139H142ZM152 138V139H151ZM188 138V137H187ZM25 141H30V139L29 138H27V137H25ZM146 139H148L147 141L145 140V143L144 144H146V146L144 145L143 147L146 149V147H149V145L150 146H152L153 145V142H156L157 140L155 139L154 140V138L153 137H151V136H147L146 137ZM196 139H199V140H196ZM201 139H203L202 137H196V138H194V139H191V140H193L192 142H188L187 144H189V146H192V145H197V144H199L200 142H201ZM251 139L250 138H247L246 139V142H249ZM258 139H257V141H255V143L257 142L258 143ZM3 142H5L4 144H3V146L1 147V149H0V160L2 161V162H4L6 159L8 160V158L7 157H9L10 158V160H8L9 162H7V164H6V162L5 163H3V165L1 164V168H0V177L1 178H8V177H11V175L10 174H12V176L14 175V176H16L17 174L16 173H14L15 171H13V172H11L10 170H9V164L8 163H10L11 161H14V164H15V161H16V158L15 157H13L12 156V154H10V153H8L9 152V147L11 146L10 145V141H3ZM91 142H94V143H91ZM114 142V141H113ZM129 142V143H128ZM147 142V143H146ZM28 143V146H30V147H33V145L35 144V143H31V142H27ZM29 143H31V144H29ZM97 143H99V144H97ZM70 144V145H69ZM77 144L78 145H80V146H77ZM93 144V146H91ZM133 146H132V145ZM186 144V145H187ZM100 145V146H99ZM123 145V144H122ZM122 145L121 144H118L117 146V148H119V149H121V148H123L124 147V145H123V147H122ZM126 146H127V149L128 150H132L133 148L134 149H136V148H139L138 147V145L135 147V143L133 142V141H131V140H128L127 142H126V144H125ZM95 146V147H94ZM98 146V147H97ZM120 146V147H119ZM131 146V149L129 148ZM47 147H45V149L47 150L48 148ZM112 149H111V148ZM77 148V149H76ZM93 148V149H92ZM98 148V149H97ZM144 148H141L140 149V154L142 153V151L144 152ZM3 149V150H2ZM44 149V148H43ZM92 149V150H91ZM96 149V150H95ZM133 149V150H134ZM264 148H262L261 150H253L252 151V153L254 154V156L256 155V157L258 156V154H259V156L258 157H260V155H261V157H263L264 158V150H263ZM85 150V151H84ZM91 150V151H90ZM101 150V151H100ZM109 150V151H108ZM263 150V151H262ZM28 151L29 150H27L26 151V154H28ZM89 151V152H88ZM99 151H100V153H99ZM103 151V152H102ZM107 153H105V152ZM21 152H22V150H21ZM91 152V153H90ZM95 154H94V153ZM102 152V153H101ZM259 152V153H258ZM6 153V154H5ZM8 153V154H7ZM89 153H90V155H89ZM99 154V155H97V154ZM263 153V154H262ZM101 154H102V156L103 157H100L101 156ZM106 154V155H105ZM5 155H7V156H5ZM54 156L52 157V158H55V156L57 155V156H60V153L59 152H55L54 154H53ZM93 155L95 156V157H93ZM105 155V156H104ZM249 156H250V154H248ZM263 155V156H262ZM3 156V157H2ZM11 156V157H10ZM39 156V155H38ZM56 156V157H57ZM89 156V157H88ZM107 156H108V159H107ZM6 159H5V158ZM106 157V158H105ZM110 157H111V159H110ZM159 157H161L160 155H159ZM14 158V159H13ZM26 158V159H25ZM28 158V159H27ZM29 158H31L30 157V155L28 156V155H25L24 156V158H22L21 159V164L20 163H18V165H21V174H23V173H25L26 171H24V170H26V168H29L30 170H31V168L32 167H34V166H36V167H38V165H36V164H33V163H31V160L32 159H29ZM130 158V159H129ZM129 158H127L126 159V161L125 162H129V163H123V165H121V167H124L125 169H127V170H129V168H131L130 166H132V168L135 170V171H137L138 172V169H136V166H135V164H130V162L131 161H133V160H131V157H129ZM77 161H76V160ZM129 159V160H128ZM30 160V161H29ZM128 160V161H127ZM23 161V162H22ZM110 161L112 162V164L110 163ZM119 161H121V160H119ZM27 162V163H26ZM31 163V165H27V164H30ZM79 162H78V164H79ZM88 163V161H86V164ZM110 163V164H109ZM236 163V164H235ZM233 165H234V167H235V169H237V167H239L240 168V170H242L245 166H247L246 164H245V166L243 167V163H245V161H243V160H240L239 162H235ZM238 163V164H237ZM241 163V164H240ZM25 164V165H24ZM126 164V165H125ZM108 165V166H107ZM128 165V166H127ZM130 165V166H129ZM242 165V166H241ZM5 166H8V167H5ZM26 166V167H25ZM107 166V167H106ZM25 167V168H24ZM41 167L43 168V170L41 169ZM243 167V168H242ZM5 168H6V170H5ZM44 166H39L37 169L38 170H40V171H45L44 170ZM113 168H114V170H113ZM239 168H238V170H239ZM246 168V167H245ZM244 168V169H245ZM257 168V167H256ZM247 169L249 170V171H251L252 169H250V168H248L247 167ZM30 170L27 172V173H30ZM103 170H104V168H103ZM102 170V171H103ZM2 172V173H1ZM4 172H7V173H4ZM11 172V173H10ZM54 172V171H53ZM91 172H93V170H88L86 173H85V175L86 176H88V178H90L91 179V181H95V179H96V177H97V175H92V174H90ZM113 172V173H112ZM120 172H121V170H120ZM136 172V173H137ZM159 171H156L155 173H158ZM10 173V174H9ZM140 173V170H139V172H138V174ZM16 174V175H15ZM26 174V173H25ZM83 175H84V173H82ZM89 174V175H88ZM116 174V175H115ZM3 175V176H2ZM114 175H115V177H114ZM187 176H190V174H186ZM5 176V177H4ZM32 176H35L34 175V173L32 174ZM78 176V177H77ZM75 178L74 177H72V176H70L69 177V179H71V180H75V179H80V177H82V175H77ZM262 176V177H261ZM49 177L50 178H52L53 176L52 175H49ZM100 178L101 177H103V176H99ZM109 177H111V176H109ZM48 178V177H47ZM8 179H10L13 183L15 182V178H14V181H13V178L11 177V178H8ZM105 179V178H104ZM33 181L35 180L34 178L32 179ZM76 180V181H77ZM97 180V179H96ZM107 180L105 179V181L107 182ZM167 179H165V182H164V185H162V186H160V188L159 189H167V188H169L168 186H170V183L172 184V182L170 181H166ZM52 181V179L51 180H49V178H48V180L47 181H45V182H49V183H47V184H38V185H34V184H30L31 186H32V188H28V184H29V181H21V182H23V183H21V187H22V185L23 184H25V187L27 188H25V187H22L23 189L25 188V194H24V191H23V193H21V194H23V195H21V202L22 201H24L23 203H26L27 201H30V200H32V201H30V202H32L33 203V205H34V207H33V209H36L37 208V210H36V212H32L30 215H29V217L27 216V217H24L25 216V214H27V213H23V214H21V218H23L22 220L25 222H23L22 220V222H21V227H22V225H23V227L21 228V227H19V228H21V233H24V234H21L22 236H24V238H25V236H26V240L28 241H26L25 239L23 240V242H21L22 244H21V246H24L25 245V242H27V243H30V242H32V243H30V244H32L31 245V247L28 249V251H26V250H23L22 248H21V264H25V259L23 258V257H25V258H28L29 256H32V257H34V256H36V257H34L35 259L37 258V255H34L35 253H36V251L34 252V250H32L33 249V247L34 246H36V245H42L43 244V240H46L45 238H50L49 239V241H48V247H45V249H46V251H48L47 253L48 254H52L53 255V257L54 258H57V257H61V255H62V253L63 254H67L66 255V257H65V260H61V261H59L58 262V260L56 259L55 260V264H70L71 262H73L75 259H78V258H76V257H78L79 256V254H80V252H79V250L80 249H77V251H75L74 250V247L73 248H71V245H69V244H71V238H69V237H66V236H62V234L60 233V232H62V231H60L59 232V230H61L62 229V226L61 225H57L56 223H54V222H56V220L54 221V219H56L55 217L57 216V215H60L61 214V216H63L65 213H67L68 212V210H69V215H67L68 217L69 216H71V217H69L68 219H70L71 221H73V222H79V223H81V224H84L83 222L84 221H86V217H84L83 216V219L82 218H79V216H78V214H80V211H81V209L82 210H84V209H87V210H89V208H91V207H94L95 205H100L101 204V201H95V202H91L90 204L92 205V204H95L94 206H86V208H84L85 206L84 205H82V204H78L79 206L77 207V205H75L76 204V202H74L71 206H68V205H70L69 204V202L70 201H72V200H66V201H64L65 203L64 204H62L61 205V207L59 206L58 208H56V210H55V208L52 210L51 209V207L53 206V205H59V203H57V201H58V194L59 195H61L60 194V192L61 191H64L63 189H64V186L61 184V183H59V182H51ZM74 182V183H77V182ZM70 182V181H69ZM255 186H260L261 188H263V192H264V172L260 175V177H257L256 179H255ZM55 184V185H54ZM35 186V187H34ZM47 186H49V187H47ZM53 186V187H52ZM67 186V185H66ZM164 186V187H163ZM3 188L5 187L4 185L2 186ZM0 188V193H1V195H0V200L3 198V194H4V192H3V188ZM34 187V188H33ZM171 187V186H170ZM59 188V189H58ZM34 190V194L32 195V194H30L31 195V197H29L30 195H29V193H32V191ZM39 189H41L40 191H38ZM52 189V190H51ZM165 189V190H166ZM10 190L11 189H9V192H10ZM37 190V191H36ZM84 190H86V188L84 189ZM27 191V192H26ZM49 191V192H48ZM52 191V192H51ZM115 192H117L116 190H114ZM159 191H162V190H159ZM22 192V191H21ZM42 192V193H41ZM47 192V193H46ZM169 192V194L168 193H166V195H163V193H162V195L161 196H166V197H169V198H167L166 199V197H163L162 198V200L163 201H166V202H168V203H171V202H173L174 203V201L176 202V201H180V200H182V198H183V196L182 195H180V197H181V199L180 198H178L179 197V195H176V194H173V192L172 191H168ZM11 194H14L15 195V193L13 192V190H11V192H10ZM39 193H41V194H39ZM55 193V194H54ZM58 193V194H57ZM38 194H39V196L42 198V204H44V205H42V206H39V207H35V205H36V201H34V200H36V198H37V201H38V199H39V196H38ZM49 194V195H48ZM170 194H172V195H170ZM37 195V196H36ZM43 195V196H42ZM48 195V196H47ZM57 195V196H56ZM168 195V196H167ZM174 195V196H173ZM45 196V197H44ZM51 196H53V198H51ZM55 196V197H54ZM172 196V197H171ZM23 197H25V198H23ZM33 197L35 198V199H33ZM46 198L47 199V201H46V199H44V198ZM28 198V199H27ZM55 198V199H54ZM30 199V200H29ZM53 200V201H52ZM49 202V203H48ZM68 202V203H67ZM166 202H163V203H166ZM45 203H47V204H45ZM97 203V204H96ZM9 203L7 202V204L6 205H8ZM240 204H242L241 202H239V206H240ZM11 205V204H10ZM9 205V206H10ZM73 205H75L74 207H73ZM45 206V207H44ZM65 207V208H64ZM68 207H71V208H68ZM77 207V208H76ZM12 208V209H11ZM9 207V208H7V209H5V211H4V216H6V217H8L7 219H13L12 221H13V223H15L14 221H17L16 219H18V218H15L16 217V215H15V210L17 209L15 206L14 207ZM22 208H25V207H23L22 206ZM53 208V207H52ZM84 208V209H83ZM71 209V210H70ZM7 210V211H6ZM67 212H66V211ZM76 210V211H75ZM78 210V211H77ZM40 211H42V212H40ZM72 211V212H71ZM105 211V210H104ZM104 211H102L103 213H104ZM60 212V213H59ZM64 212V213H63ZM6 213V214H5ZM10 213V214H9ZM36 213V214H35ZM63 213V214H62ZM72 213V214H71ZM76 213H77V216H75L76 215ZM39 214V215H38ZM41 214V215H40ZM42 214H44L45 215V217L42 215ZM49 214V215H48ZM68 214V213H67ZM71 214V215H70ZM105 214V213H104ZM127 214H129V219L131 218V212H127ZM9 215L11 216V217H9ZM37 217H36V216ZM106 215V217L105 218H103L102 217V215H101V222H99L100 223V225H105V226H107V224H108V215L107 214H105ZM31 216H32V218H31ZM35 216V217H34ZM39 216V217H38ZM41 216V217H40ZM43 216V217H42ZM51 217L52 218V220H50V221H48V224L47 223H45V221H43V219L44 220H47V218L46 217ZM125 216H126V214H125ZM253 216L254 217H257V216H259V214L257 213V212H253ZM57 217H59V216H57ZM65 217V216H64ZM24 218H26V219H24ZM28 218V219H27ZM43 218V219H42ZM66 218V217H65ZM34 220V221H31V220ZM67 219V218H66ZM102 219H104L103 221H102ZM105 219H107V221L105 220ZM42 220V221H41ZM58 220V219H57ZM30 221L31 222H33V223H30ZM41 221V222H40ZM66 221V220H65ZM63 222V223H66V222ZM38 222V223H37ZM104 222V223H103ZM105 222L107 223V224H105ZM259 226L261 227V230L262 231H260V230H258V235H261V234H263V232H264V221L262 220V219H260L259 220ZM24 223V224H23ZM30 223V224H29ZM46 225H45V224ZM101 223H103V224H101ZM39 224V225H38ZM30 225V226H29ZM44 225V226H43ZM48 225V226H47ZM64 225V224H63ZM71 227V226H70ZM95 227H97L96 225H95ZM94 227V224H93V226L92 227H90V231H84L83 233H85V234H83V236H87L88 238L90 237V233H91V231H93V229L95 228ZM25 228H26V230H25ZM35 228H36V230H35ZM39 228V229H38ZM47 228V229H46ZM72 228V227H71ZM18 229V228H17ZM16 229V227L15 228H13L12 227V230H17ZM31 229H34V230H31ZM186 230H188L189 228H188V226L185 228ZM27 230H29V231H27ZM31 230V231H30ZM56 230H57V232H56ZM35 231V232H34ZM28 232V233H27ZM33 232V233H32ZM36 232H38V233H36ZM45 232V233H44ZM14 232H12V238H14V236L15 237H17L18 236V234H16V231H15V233L13 234ZM31 233V234H30ZM42 233V234H41ZM56 233V234H55ZM27 234V235H26ZM32 234H34V235H32ZM36 234H37V236H36ZM50 234H51V237H50ZM60 234V236L61 237H63L62 238V240H61V238L59 239H57V237H58V235ZM87 234V235H86ZM65 235V234H64ZM30 236V237H29ZM33 236V237H32ZM107 236V235H106ZM121 237H123V238H121ZM8 238V237H7ZM31 238V239H30ZM64 238H69V239H65V243H63V242H61V241H64ZM43 239V240H42ZM47 239V240H48ZM117 239H118V241H119V239H120V241H119V243H118V241H117ZM121 239H122V241H121ZM61 240V241H60ZM66 240H68V241H66ZM30 241V242H29ZM115 241L116 242H114V243H112V242H110V246H111V248H109L110 246H107V247H104L103 248V250H95V251H93V252H91V255H90V257H89V259H93V258H95L96 257V255H97V257H98V259H96V264H103V255L105 254H107L108 253V256L110 255V253H111V251H113V250H118L119 249V251H121L122 250V248L124 249V247H126L127 246V240L125 241V237L124 236H117V238L115 239ZM68 244H67V243ZM113 244V245H112ZM59 245V246H58ZM68 245V246H67ZM66 246V247H65ZM60 249H59V248ZM114 249H113V248ZM249 247L250 248H253V247H255V245L253 244V243H249ZM3 248V247H2ZM48 248V249H47ZM58 248V249H57ZM63 248V249H62ZM68 248H71L70 250L68 249ZM73 249V250H72ZM108 249V250H107ZM112 249V250H111ZM32 250V251H31ZM63 250V251H62ZM106 250V251H105ZM24 251H26L25 253H23ZM59 251V252H58ZM73 252L72 254H71V252ZM81 252L83 251L82 249L80 250ZM103 251V252H102ZM108 251V252H107ZM15 251H13V252H11V254L10 255H13V254H15L16 255V252L14 253ZM28 252V253H27ZM31 252V253H30ZM57 252V253H56ZM66 252V253H65ZM97 252H99V253H97ZM56 253V254H55ZM74 253H76V254H74ZM95 254V255H93V254ZM241 253V255L239 254V260H240V263H234V264H253L249 259H250V251L249 250H247V249H245V250H243L242 252H240ZM3 253H1L0 254V256L2 255ZM24 256H23V255ZM82 254H84V251L82 252ZM4 255V254H3ZM2 255V256H3ZM75 255V256H74ZM23 256V257H22ZM26 256H28V257H26ZM95 256V257H94ZM101 256V257H100ZM10 257V256H9ZM75 257V258H74ZM2 257H0V259H1ZM23 258V259H22ZM29 258H31V257H29ZM28 258V259H29ZM73 259V261H71L72 259ZM100 258V259H99ZM112 257H110V259H111ZM264 258V257H263ZM70 260V261H69ZM97 260H100V261H97ZM69 261V262H68ZM76 262H78V260H75ZM74 261V262H75ZM103 261V262H102ZM112 261V260H111ZM73 262V263H74ZM251 262V263H250ZM73 263H71V264H73ZM0 264H2V263H0ZM9 264H16L15 262H13V263H9ZM124 264V263H123Z\"/></svg>","mask_w":264,"mask_h":264}]
</instances>
